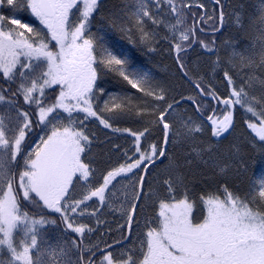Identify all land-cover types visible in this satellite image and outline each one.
<instances>
[{"label": "snow or ice", "instance_id": "obj_1", "mask_svg": "<svg viewBox=\"0 0 264 264\" xmlns=\"http://www.w3.org/2000/svg\"><path fill=\"white\" fill-rule=\"evenodd\" d=\"M210 4L0 0V264H264V168L243 192L225 179L264 166V0L229 13L224 58L231 4ZM238 113L251 155L220 147Z\"/></svg>", "mask_w": 264, "mask_h": 264}, {"label": "trees", "instance_id": "obj_2", "mask_svg": "<svg viewBox=\"0 0 264 264\" xmlns=\"http://www.w3.org/2000/svg\"><path fill=\"white\" fill-rule=\"evenodd\" d=\"M107 2L109 3V5H112V4L119 3L120 0H107ZM258 2H259V0H229L231 7L225 10L226 21H225L224 30H223V32H217L215 34V37L217 39V48L219 50V54L222 53L223 49L225 48L223 46L225 38L233 34V30L231 28H227V23L230 22L229 13L238 10V5L241 3H243L245 5H253V4H257ZM205 4L209 5L208 11L211 12L212 8H211L210 0L207 1ZM194 11L196 13L201 12L200 9H194ZM218 14L219 13L217 10V15ZM189 23H191V19L189 20ZM208 34L211 36V33H208ZM224 34H227V35H224ZM119 43L124 48L129 49L131 54L136 57V59L140 62V64H142V66L145 69H150L158 77H164L165 79L168 78L167 75L165 74V71L164 70L159 71L160 69H165L167 67V70L169 73L175 71V65H174L173 59L170 58L166 52H161L158 55L149 54V56H141L140 53L137 52L135 49L131 48V46L125 40H120ZM245 43H246V41H245ZM224 54H226V52ZM214 58L215 57H213V59ZM190 60L191 61H200V63L203 64L204 66H207V64L209 63L207 56L200 58L196 55V53H193L191 55ZM181 90L184 92L191 91L186 86ZM221 91H223V88H221ZM183 103L188 104V102H183ZM188 111H189V114H192L194 117L197 115V113L194 112V107L191 105L188 106ZM240 119H241V117H240V114L238 113L237 114V127H236V129L243 130V128L245 126L240 123ZM106 132H107V130H102V131L98 132L99 141L93 144V145H95L96 148H100V146L102 144L105 145V141L107 140V136L105 135ZM119 141H120V143H124V141H122V140H118L116 142L119 143ZM175 155L178 158L182 159L181 157L178 156V154L175 153ZM203 171L206 172V170H203ZM207 173L209 175H212L211 171L207 172ZM247 174H248V172L242 176H236V177L230 176V177H226L225 179L227 180L230 187L235 188V187L239 186L240 190L243 192V191L247 190V182H248ZM188 177H189V180L192 182V187H194L195 189H199L200 184L198 183V181H200V179H201V176L199 175V173L189 172Z\"/></svg>", "mask_w": 264, "mask_h": 264}, {"label": "rangeland", "instance_id": "obj_3", "mask_svg": "<svg viewBox=\"0 0 264 264\" xmlns=\"http://www.w3.org/2000/svg\"><path fill=\"white\" fill-rule=\"evenodd\" d=\"M207 1H209V0H201V2L204 3V4ZM230 24H231V20H230V22L227 23V28H230L229 27ZM224 35H227V34H224ZM223 52L224 53L226 52V54H224ZM223 52L220 53L221 58L226 57L227 54H228L225 48L223 49ZM201 65H202V69L206 70L207 66H204L203 64H201ZM161 70H164V69H160L159 71H161ZM183 110L184 109H181V111H183ZM187 112L189 114L188 110H187ZM189 115H192V114H189ZM193 118H195V117L193 116ZM177 127H179V124H177ZM245 137H246V126L243 128V130L236 129V131L232 133V136L229 137V139L227 141H225L220 147H221L222 150H227L228 146L230 144H236V145H239L242 150H245V154L246 155H251V149L248 148L246 143H244ZM204 139H207V137H205ZM110 148H111V144L108 142V140H106L105 141V145L102 144L100 146V148H96L95 145L92 146V152H91L90 155L92 157H94L93 163L97 167L103 169L104 167H106L108 165L109 157L106 155V153L109 152ZM173 149H174V152L176 154H178L179 157H181L182 159L184 158V154H185V151H186V146H184V145H174ZM115 159H116L115 156L111 157V161L114 162ZM262 168H264V166H262L259 163H256L254 167H250L249 168V171H248V174H247V180H248L247 189H248V186H249L250 178H252L253 176L259 177L261 175ZM204 170H206V172H210V171L212 172L211 169H204ZM230 176L236 177L238 175L235 173L234 170H230L228 175H227V177H230ZM109 219H111V216H109Z\"/></svg>", "mask_w": 264, "mask_h": 264}, {"label": "flooded vegetation", "instance_id": "obj_4", "mask_svg": "<svg viewBox=\"0 0 264 264\" xmlns=\"http://www.w3.org/2000/svg\"><path fill=\"white\" fill-rule=\"evenodd\" d=\"M119 143H120V141H119ZM125 143V142H124ZM121 144H123V143H121Z\"/></svg>", "mask_w": 264, "mask_h": 264}, {"label": "bare ground", "instance_id": "obj_5", "mask_svg": "<svg viewBox=\"0 0 264 264\" xmlns=\"http://www.w3.org/2000/svg\"><path fill=\"white\" fill-rule=\"evenodd\" d=\"M183 109V108H182ZM187 110H188V107H187Z\"/></svg>", "mask_w": 264, "mask_h": 264}]
</instances>
